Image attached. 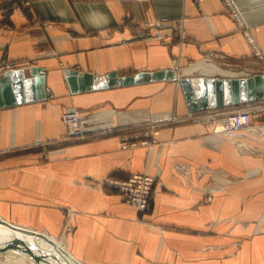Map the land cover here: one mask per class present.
<instances>
[{"label":"crops","instance_id":"obj_1","mask_svg":"<svg viewBox=\"0 0 264 264\" xmlns=\"http://www.w3.org/2000/svg\"><path fill=\"white\" fill-rule=\"evenodd\" d=\"M229 1L233 14L221 0H0V78L34 69L46 89L0 107V221L64 240L74 264H264V98L245 104L263 125L229 137L210 115L235 106L189 114L172 80L77 92L65 81L167 71L178 56L179 78L264 76L245 35L264 57V0ZM71 109L85 139L66 134ZM172 109L195 117L123 146L143 134L125 141L126 127ZM140 173L155 178L142 212L102 183Z\"/></svg>","mask_w":264,"mask_h":264},{"label":"water","instance_id":"obj_2","mask_svg":"<svg viewBox=\"0 0 264 264\" xmlns=\"http://www.w3.org/2000/svg\"><path fill=\"white\" fill-rule=\"evenodd\" d=\"M30 79L16 71H5L0 78V107L11 106L23 101L41 100L46 97L43 74L31 69ZM172 70L153 73L139 72L132 76H118L109 72L95 77L91 73L65 72V81L70 92L96 90L115 85H129L151 80L173 79ZM189 111L238 105L257 98H264V76L247 78L195 77L178 80Z\"/></svg>","mask_w":264,"mask_h":264},{"label":"built area","instance_id":"obj_3","mask_svg":"<svg viewBox=\"0 0 264 264\" xmlns=\"http://www.w3.org/2000/svg\"><path fill=\"white\" fill-rule=\"evenodd\" d=\"M245 35L248 43L253 42L248 32H246ZM154 39L159 40L160 37L158 36ZM251 47L253 54L257 58L263 59V54L255 48L254 42L251 44ZM61 117L68 136L72 138L84 137L85 131L82 127L80 118L75 114L73 109L64 111ZM216 117L215 121L218 122L219 127L214 125V130L217 131V133L231 137L237 131H248L252 129L251 122L257 116L250 110H238L229 113L227 117ZM155 133L156 131L152 134ZM154 180V176L151 175L134 174L124 181L107 180L102 183H105V186L107 187L117 189L127 202L133 205L138 211L142 212L148 208V197Z\"/></svg>","mask_w":264,"mask_h":264},{"label":"bare ground","instance_id":"obj_4","mask_svg":"<svg viewBox=\"0 0 264 264\" xmlns=\"http://www.w3.org/2000/svg\"><path fill=\"white\" fill-rule=\"evenodd\" d=\"M158 36L159 35L153 36L152 38H157ZM172 73L174 78L167 80L174 81L180 89L178 84L180 78L178 74H175L173 71ZM79 74H81V72ZM237 110H244V108H237ZM75 114L78 116L76 111ZM1 247L5 250V256H7V262L9 264H74V261L67 251L64 240H59L51 234L44 231L42 232V230H26L20 226H12L7 222L0 221V248ZM0 256H2V254H0ZM0 264L5 263L0 261Z\"/></svg>","mask_w":264,"mask_h":264},{"label":"rangeland","instance_id":"obj_5","mask_svg":"<svg viewBox=\"0 0 264 264\" xmlns=\"http://www.w3.org/2000/svg\"><path fill=\"white\" fill-rule=\"evenodd\" d=\"M197 1H200V0H197ZM222 2H223V4L225 5V7H226V9H228V11H229V14H233L234 12V10H233V8H232V6L230 5V1L229 0H221ZM182 23H183V19H181L180 21H179V26H180V30H179V32H178V38L180 39V40H183V38H184V35H183V32H182ZM159 37H160V41H161V43L162 42H164V39H163V37H162V35L161 34H159ZM154 39V38H153ZM253 42H249L248 43V45L249 46H251V44H252ZM254 45H255V48L260 52V53H262L261 52V50L259 49V47H258V45L256 44V42L254 41ZM253 54V53H252ZM253 57H254V59H256V60H258V61H260V62H263L264 63V57H263V59H259V58H257L254 54H253ZM211 58V60H213V61H224L223 60V57H221V56H213L212 55V57H210ZM180 59H179V56L178 57H176L175 58V60L173 61V64H172V66H173V68L171 69V70H173V72H175L176 74H178L179 75V77H182L181 76V74L178 72V69H179V67H180ZM188 63V65L189 64H191L192 62L191 61H189V62H187ZM174 82V81H173ZM242 104V103H241ZM241 104H238L237 106H235L234 108H231V110L230 111H228V112H215V111H218L217 109H219V108H221V107H216V108H211V109H206L207 111H209V110H212V112H215V113H213V114H211L210 115V118H212V121H210V123L212 124V125H217L218 126V122H216L215 121V118H217V117H215L214 115L215 114H222L221 116L222 117H227V115L229 114V113H232V112H235V111H238L237 109H235L236 107H238V106H240ZM246 104V102H243V105H242V107L244 108V110H250L252 113H254L257 117H255L253 120H252V122H251V127L253 128H257L258 126H256V125H263V124H261V123H263V121H261V120H259V118H258V116L260 115V114H258L259 112L256 110V109H254V108H251L250 106H247V105H245ZM188 109V108H187ZM64 111H66V110H64ZM63 111V112H64ZM189 111V110H188ZM190 112V113H189ZM188 113L189 114H192V112L191 111H189ZM197 112V111H196ZM175 112H174V110L172 109L171 111H170V114H169V116L167 117V118H165V119H163V120H158V121H149V122H144V123H142V125H139L138 127H136V128H133V127H126V130L124 131V133H126L127 135L126 136H124V140L125 141H127L128 139H131V138H134V137H138V136H136L135 134H137V133H143L141 136L142 137H140L139 138V140H136V141H134V142H124V144H123V146L125 147V146H127V145H129L128 143H139V144H142V145H147V144H149V143H154V138L151 136V134L154 132V131H157V129H159V128H161V127H164V126H171V125H175V124H177V123H180L181 122V120H184L183 119V117H185V119L186 120H189V119H192V118H194L195 116H193V115H189L188 113H185V114H183V115H179V116H177V114H174ZM194 113V112H193ZM255 123H257V124H255ZM94 135H97L98 133H93ZM68 136V135H67ZM87 136V134H86V132H85V135H84V137H82V138H73V139H85V137ZM68 138H71L70 136H68ZM131 145V144H130ZM242 151H244V148H242ZM140 174H143V173H140ZM134 175V174H133ZM147 175H149V174H147ZM132 176V175H131ZM152 176V175H151ZM115 190H117V189H115ZM118 191V190H117ZM149 206V205H148ZM38 232V231H37ZM43 232V231H42ZM39 233H41V232H39ZM2 239V238H1ZM4 248H0V254H2V256H0V261H2V262H4L5 264H9L8 262H7V256H5V250H3ZM26 264H30V263H26ZM39 264H42V263H39Z\"/></svg>","mask_w":264,"mask_h":264}]
</instances>
